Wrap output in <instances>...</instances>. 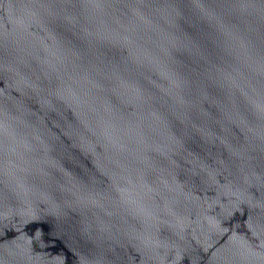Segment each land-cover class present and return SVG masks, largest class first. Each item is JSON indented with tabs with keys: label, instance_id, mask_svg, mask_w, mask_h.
Wrapping results in <instances>:
<instances>
[{
	"label": "water",
	"instance_id": "1",
	"mask_svg": "<svg viewBox=\"0 0 264 264\" xmlns=\"http://www.w3.org/2000/svg\"><path fill=\"white\" fill-rule=\"evenodd\" d=\"M0 264H264V0H0Z\"/></svg>",
	"mask_w": 264,
	"mask_h": 264
}]
</instances>
